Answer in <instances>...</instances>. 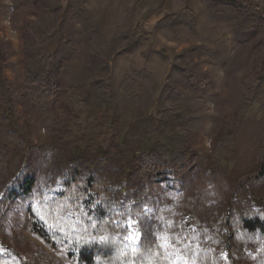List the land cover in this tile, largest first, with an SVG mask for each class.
Returning a JSON list of instances; mask_svg holds the SVG:
<instances>
[{
	"label": "rangeland",
	"instance_id": "rangeland-1",
	"mask_svg": "<svg viewBox=\"0 0 264 264\" xmlns=\"http://www.w3.org/2000/svg\"><path fill=\"white\" fill-rule=\"evenodd\" d=\"M56 7L61 10L51 11ZM64 14L65 38L74 53L59 80L60 98L72 89L88 103V116H102L116 127L110 153L131 151L126 164H114L117 175L128 176L144 152L154 155L159 146H169L172 135L183 136L200 156V173L220 171L230 187L262 171L264 98L246 95L250 85L264 81V0H0V78L16 96L27 93L24 40L43 44L42 55H53L56 45L45 35ZM174 17L179 19L170 25ZM16 99L17 129H28L38 146L47 145L30 103ZM169 110L174 113L166 114ZM79 157L73 151L62 162ZM253 205L264 211V182ZM183 220L179 254L174 244L167 249L176 254L173 264H197L204 244L219 251L220 241L212 240L218 237L216 214ZM3 235L6 245L32 263L29 255L47 252L58 264H77L42 234L24 204L12 209ZM138 237L130 223L128 241L135 245ZM258 253L257 246L238 244L224 255L237 264H256Z\"/></svg>",
	"mask_w": 264,
	"mask_h": 264
},
{
	"label": "trees",
	"instance_id": "trees-1",
	"mask_svg": "<svg viewBox=\"0 0 264 264\" xmlns=\"http://www.w3.org/2000/svg\"><path fill=\"white\" fill-rule=\"evenodd\" d=\"M178 19L171 18L170 25ZM66 20V14L60 15L55 29L45 35L56 45L51 56L42 55L43 44L24 40L26 94L16 96L0 78V264H58L47 252L29 255L32 263L6 245L3 233L18 204L28 208L55 248L77 264H173L183 219L191 215L197 222L209 214L217 216L218 237L212 240L220 241L219 251L200 246L197 264H237L224 254L238 244L259 247L256 264H264V211L253 205L264 182V151L258 159L262 171L237 187L228 186L220 171L200 173V156L181 135L170 136L169 146H159L154 155L144 152L128 176L117 175L114 164H126L131 151L124 147L110 153L116 127L104 123L102 116H88V103L72 89L60 98L59 80L74 53L65 38ZM257 95L264 98V81L250 85L246 96L254 100ZM20 96L40 120L47 145L38 146L28 129H17ZM73 151L80 157L62 162ZM214 160L223 162L218 152ZM130 223L139 233L135 245L128 241ZM169 244L176 254L167 251Z\"/></svg>",
	"mask_w": 264,
	"mask_h": 264
}]
</instances>
